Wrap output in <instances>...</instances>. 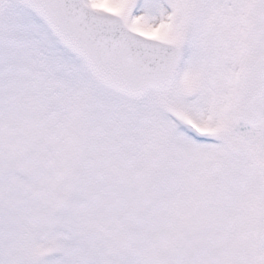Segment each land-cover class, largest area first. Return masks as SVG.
Instances as JSON below:
<instances>
[{"label": "snow or ice", "instance_id": "6c2138e0", "mask_svg": "<svg viewBox=\"0 0 264 264\" xmlns=\"http://www.w3.org/2000/svg\"><path fill=\"white\" fill-rule=\"evenodd\" d=\"M0 264H264V0H0Z\"/></svg>", "mask_w": 264, "mask_h": 264}]
</instances>
